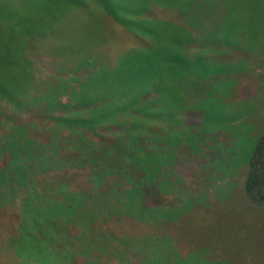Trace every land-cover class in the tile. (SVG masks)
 I'll list each match as a JSON object with an SVG mask.
<instances>
[{
  "label": "rangeland",
  "instance_id": "374dc122",
  "mask_svg": "<svg viewBox=\"0 0 264 264\" xmlns=\"http://www.w3.org/2000/svg\"><path fill=\"white\" fill-rule=\"evenodd\" d=\"M67 1L0 0V29L5 32L0 35V63L21 60L23 53L29 80L61 87L66 106L51 104L50 85L38 99L20 93L15 105L0 97V146L4 137L13 142L9 137L15 130L21 144L17 158L23 161L21 173L15 160V169H6L8 154L0 149V264H264V206L240 190L246 158L264 130V0H236L249 10L243 19H234L229 44L213 36L233 0H203L182 16L164 5L168 1L150 0L155 23L149 25L160 39L151 52L160 54L152 59L144 52L138 60H132L136 50L131 44L144 43L140 38L115 20L107 21L103 8L91 0L86 7L76 4L82 0ZM183 17L202 33L179 46L178 36L194 37L193 29L186 32ZM123 49L131 52L129 60L118 58ZM206 50L215 51L212 63L237 65L235 72L216 75L195 67L186 75L182 70L195 66L186 58ZM79 61L80 66L73 63ZM203 65L208 71L215 68L210 61ZM169 72L181 76L183 91ZM87 76L93 79L87 96L119 79L130 84L161 77L154 81L163 88L157 104L152 101L149 107L156 97L146 92L148 87L141 92L149 93L142 107L155 106L161 117L122 104L120 129L107 120L85 128L57 120L66 109L79 108V95L73 99L68 93ZM102 96L96 97L98 103ZM183 107L176 117L192 120L189 128L180 127L183 139L175 148L171 145L162 171L151 180L156 183L133 190L140 175L133 170L132 154L138 146L162 149L166 138L175 141L179 128L164 119ZM200 110L206 120L202 128L193 122ZM133 121L141 126L129 127ZM22 196L33 199L23 210ZM38 210L50 216L33 228L31 218Z\"/></svg>",
  "mask_w": 264,
  "mask_h": 264
},
{
  "label": "trees",
  "instance_id": "16d2710c",
  "mask_svg": "<svg viewBox=\"0 0 264 264\" xmlns=\"http://www.w3.org/2000/svg\"><path fill=\"white\" fill-rule=\"evenodd\" d=\"M91 1L94 4H97L98 6H101L103 8V10L106 12V15L104 16V18L107 21H111V20L114 21L115 20L117 23L122 24L123 27H125L124 29L130 30L134 34V35L131 34L132 36H136V37L140 38L141 41L144 42L142 44H139V43L131 44V46H132L131 49L136 50V56L132 60H138L137 56L139 54L144 53V52H147V55L152 59L160 54L159 52H154V53L151 52L152 48H154L153 45L158 44L160 42V39H157L159 37L157 36L158 33H157L155 26L149 25V24L155 23V21H151V19H154V18H152V16L150 15V14H152L150 11L152 9L150 6V3H151L150 0L149 1H146V0H94L93 1V0H91ZM201 1H203V0H197L196 3L192 5V2H193L192 0H166V2L168 4H164V5H166V7L171 8V9L175 8L176 12L179 11L181 13L180 15L182 16V14L184 15V12H186V11L195 10L196 4L198 2H201ZM71 2H73V1L68 0L67 4H71ZM89 2H90V0H87V1L82 0L80 2H77L76 4L77 5L79 4V5L86 7L87 3H89ZM133 5H135V7H133ZM167 5H169V6H167ZM227 7L228 6H226V8L224 9V14H223L224 20H223V22L221 21L222 22L221 30H220V32H216L213 37L216 41H225L227 44H229L230 42L228 40L227 34L231 30V26L234 23V19H238V18L243 19L244 17H246L243 15V13L246 10H249V8L241 7L240 3L236 2V0L231 1L229 8H227ZM124 13L128 14V17ZM95 16L98 18L97 15H95ZM148 16H151V17H148ZM184 21L186 22L184 24V28L186 29V32H187V29H188V31H189V29H193L192 34H194V37L191 35V39H182V38H179V36H178V38H176V42L179 46H182L183 44H188L189 42L194 41L195 38L197 39V37L202 33V31L195 28L196 25L192 24L191 21L188 22L185 18H184ZM3 24H4L3 25L4 28H6V27L10 28L11 27V23H9V24L3 23ZM0 35L3 37L5 35V32L4 33L1 32V29H0ZM214 39H211L212 41L210 43H215L216 41H214ZM176 42H175V44H176ZM215 44L210 46V47H214ZM22 46H25V45L22 44ZM145 48H149V49H145ZM153 50H155V49H153ZM128 51H124V49L120 50V53H118L119 54L118 58L120 57V60L121 59L122 60H129L131 52H128ZM156 51H158V50H156ZM124 52H128L126 57L123 55ZM214 53H215V51L212 52L210 50H206V51H202V53L197 52L196 54H194V56H191V58L190 57L186 58L185 55L184 56L182 55L187 60H189V61L193 60V62H195L194 63V65H195L194 69H192V66H187L182 71L185 72L186 75H188L189 72H192V70H195V67H196L200 71L205 69L203 72H206L209 74L218 75V74L226 73V72H231L233 74V72H235V69L237 68V65H233L230 67L225 62L224 63H216V62L212 63L213 59H215V57H216V55ZM21 55L23 58L21 60H19L17 58L14 61L7 62V61L3 60V62L0 63V97L4 98L5 101L12 102V103L14 102L13 103L14 105L16 102H19L20 99L22 98V96H19L20 93H23L25 95L27 92H29L30 93L29 98L36 97L38 99V96L41 97V95L48 93V91H50L49 90L50 84H48L47 80L46 81H40L38 83H36L34 80H29L30 73L28 71H26V68H25V56L23 55V53ZM175 55H177V54H175ZM205 56H207V58H205ZM143 57H145V55H143L142 58ZM209 57H211V58H209ZM115 58H116V56L111 58L112 63H113V60ZM208 61H210L211 64H213L215 67V68H212L210 71H208L206 69L207 67H205L203 65L204 62H208ZM80 62L81 61L73 62V63H75V64L78 63L80 66ZM187 63L188 62H186V64ZM196 63H197V65H196ZM78 64H77V66H78ZM111 65L112 64H110V66ZM146 65H148V64H146ZM112 67H113V65H112ZM168 69H170V68H167L166 70H168ZM169 73H171L173 76H175L178 79V81H179L178 82L179 83L178 90L183 91L182 87H181V82H183V81H180L181 76H178L177 74L172 73V72H169ZM90 75H93V73ZM95 75L96 74H94V76ZM160 78H157V79H160ZM157 79H154L153 81H151L152 79H148L147 81L142 80V82L141 81H138V82L135 81V82H132L130 84H128L126 81L122 82L121 79H119L116 82H114V85L112 83L103 85L102 86L103 89L101 88V90L98 91V94L94 93L92 96L88 94L89 96H87L86 94L89 91L88 85L90 82H93V79L91 78V76H87L82 82L78 83L77 87L72 86V88H70V92L68 93L69 97L79 95V98L76 102V106L79 108L74 110V111L66 109V112H65L66 114L62 113V114H59L58 116H55V117L57 120H60V119L62 121L65 120L64 122L66 124L70 123L72 125H79V127L82 126V128H85L91 122L96 123V122H100L102 120H107L108 126H110L111 128L116 127L117 129H120L122 127V125H121V123L117 122V121H119V118L117 117V113L118 112H120V113L124 112L122 110V107H123L122 104H123L124 106L127 107L128 110H132V111L139 113V114L141 113L142 115H145V113L148 114L149 110H151V112H153V115H154L153 117H155V119L160 118L161 117L160 116L161 113L159 112L160 110L155 111V109L153 108L155 106L151 107V109H149L148 107L146 109L142 107L143 106L142 105V102H143L142 99L145 97V94H149V93H146L148 91H151V93L153 92L155 94V97H156V98H153V100H151V102L148 104L149 107L152 104V101H154L157 104V101H158L157 95H160L163 92L162 86H157L156 85L157 83H154V81ZM27 82H28V86H27ZM24 83H26V87L24 86ZM151 84L153 85V88L150 87ZM43 87H44V90L41 91V88H43ZM97 87H99V86H97ZM146 87H148L146 92L141 93L144 90V88H146ZM51 88H53L54 91L47 95L48 97H50V100L53 101V103H51V104H54L57 107L60 106L63 109L66 108L65 103H63L61 98H60L61 95H64L65 92L62 91L61 87L58 88V87H52L51 86ZM94 89L98 90V88H94ZM39 91H41L42 94H40ZM101 95H103L102 98H100L101 102L98 103V100L96 99V97H99ZM43 97H45V95ZM81 97H83V101H80ZM123 97H124V101H126V102H124L122 100ZM73 99H74V97H73ZM46 103H47L48 107H53L48 102H46ZM16 104H18V103H16ZM83 105H87L86 108H81V106H83ZM184 108L185 107L180 108V109H176V110L174 109L172 115H170V117L164 119L165 121H167V120L171 121L174 126L176 125L179 128V131L176 130L177 128L175 129L178 133H180V135H176L174 137L175 141H170V138H166L165 140L163 139L166 143L164 145V148H162V149H158L154 145H147L145 147L138 146V148L140 147L139 152H134L132 154L131 163L133 165V170H136L138 175H140L139 180L135 181V184L132 186V187H135L133 190H136V191L141 190L142 191V185L143 184H146L148 182L152 183V184L156 183V182H153L151 180H156V177L162 171V165L164 164V161L168 159L167 154H171V152L173 151L172 146L175 148L178 145L179 141H181L183 139L184 134L180 131V129L181 128H189L187 125L189 123L192 124V120H188L185 118L183 120L184 121L183 122L181 117L180 118L176 117V115H178L180 113L179 110H183ZM118 110H120V111H118ZM126 111L127 110H125V112ZM200 111H201L200 112L201 115H198L196 113L194 114V117L196 119H193V122H195V121L199 122L200 123L199 125L202 128L204 122L206 123V120H205V117L203 115V111L202 110H200ZM154 112H156V113H154ZM182 112H181V114H182ZM187 113L189 114V111H187ZM181 114H180V116H181ZM64 115H66V116L64 117ZM103 122H105V121H103ZM136 122H139V121H136ZM180 122L182 123V125H179ZM133 123L130 124L129 127L135 128L137 126H141V124H137V123H135V121H133ZM14 131L15 130H13V132ZM13 132L10 133L11 136L9 137V138H11V140L13 142H9V140L5 139L6 137H4V141L1 143L0 149H3L8 154V160L5 163V166L6 165L8 166V167H6V169L7 168L8 169H10V168L15 169V167H16L17 168L16 170L18 172V170L20 169V163H22L23 161H22V158H20V157L17 158L18 147H16V146H19L20 140H18L14 137ZM188 134L191 135L192 133L189 132ZM4 142L9 145V148L4 146V144H3ZM172 144H174V145H172ZM24 146H25V147H23V149H25L24 153H27L28 152V148H27L28 145H24ZM19 154H20V152H19ZM163 154L166 155L165 156L166 159H164V160L160 157V155H163ZM10 158H12V159H10ZM13 160H15V167H13L11 165ZM246 164H247V167H246L247 171H246V174H245L244 179L242 181V189H240V190H241L242 194L245 193L246 197L249 199L250 202L257 204V205H260V206H264V130L260 133V135L258 136V138H257L255 144L253 145L252 149L249 151V154L246 158ZM19 172L21 173V170H19ZM14 179L15 178H13V177H12V179L8 178L9 183L10 184L14 183V182H12V181H14ZM147 180H149V181H147ZM44 185L46 187H48V186H50V182L49 181L45 182ZM239 188H241V187H239ZM32 189L36 190L37 188L32 187ZM132 196L135 197V195H132ZM130 197H131V194L127 198L129 199ZM244 199H245V197H244ZM29 201H33V199H31V196H22L21 197L20 206H21L22 210H23V208L26 209V206L29 205ZM34 203H35V201L32 202V204H34ZM63 213H65V212H63ZM49 216L50 215H48V216L45 215L42 210H38L36 213H34V215L31 218V222H32L31 224H32L33 228H37L38 225H40L39 223L41 221H45L43 219H46V218L48 219ZM56 221H57V218H56ZM15 241H16V239H15ZM15 241H10V243H14ZM13 246H14V244H13ZM13 252L15 254L16 253L18 254V249L16 251V248L13 247Z\"/></svg>",
  "mask_w": 264,
  "mask_h": 264
}]
</instances>
